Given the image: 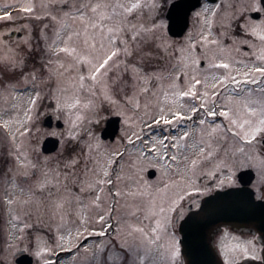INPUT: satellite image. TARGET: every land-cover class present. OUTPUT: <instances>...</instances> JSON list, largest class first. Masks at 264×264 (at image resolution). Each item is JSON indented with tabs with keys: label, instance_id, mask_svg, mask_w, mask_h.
<instances>
[{
	"label": "snow or ice",
	"instance_id": "obj_1",
	"mask_svg": "<svg viewBox=\"0 0 264 264\" xmlns=\"http://www.w3.org/2000/svg\"><path fill=\"white\" fill-rule=\"evenodd\" d=\"M55 4L74 11L54 15ZM177 6L174 0H50L45 16L34 17L52 22L42 30L43 45L34 50L23 41L31 66L23 49L0 39V99L8 105L0 131L12 164L0 172L12 189L0 204L13 213L10 246L39 226L73 264H157L164 248L177 264L169 213L194 187L192 177L230 165L264 175V0H197L192 30L179 40L164 18L165 9ZM12 19L10 11L0 16ZM12 81L31 85L22 104ZM48 98L68 123L55 158L30 147ZM105 105L123 117L122 148L106 146L93 131ZM157 165L161 179L150 184L145 170ZM179 180L181 192L160 195ZM33 218L38 225L28 222ZM258 241L264 236L222 233V264H264ZM53 254L48 246L35 252L43 264H55Z\"/></svg>",
	"mask_w": 264,
	"mask_h": 264
},
{
	"label": "flooded vegetation",
	"instance_id": "obj_2",
	"mask_svg": "<svg viewBox=\"0 0 264 264\" xmlns=\"http://www.w3.org/2000/svg\"><path fill=\"white\" fill-rule=\"evenodd\" d=\"M175 1V0H174ZM65 8V6L63 5ZM66 9V8H65ZM198 10V7L194 8L191 12L190 15L188 16V25L187 28L185 29L184 33L181 36H173V38H180L183 37L189 30H191L193 26V13ZM167 17V15H166ZM31 20V19H29ZM28 20V21H29ZM168 20V18H167ZM168 26V24H167ZM23 29V28H22ZM0 33H3V27L0 24ZM8 33L10 35H7V37H25L27 34L23 32L20 28L17 29H11ZM30 34V33H29ZM170 36H172L169 33ZM36 37V35H35ZM30 41L33 42L32 39V34L29 35ZM31 63V61H30ZM31 66V65H29ZM13 84L16 85L15 91H13V95L17 96L18 99L20 100V103H23L26 99L27 96L30 94L31 90V85L24 84L23 82H17V81H12ZM47 94V90L45 89V95ZM5 95H7L5 93ZM53 101L46 99L43 104V114L40 115L38 121L35 124L36 129H38V132L34 134L33 137V142L30 145V147H34L38 153H40L42 156H48L51 157L53 155L58 156L63 149V146L65 144V135L64 130L66 126L64 125V115H60L58 112H52L51 108L49 105H51ZM8 108V105L0 99V112H3ZM111 116H117L116 114H111L107 117V119ZM5 119L8 117L5 116ZM106 119V121H107ZM122 119H120V127L119 130L115 136L114 140L111 139H104L102 137V130L105 127V124L102 126L101 132H100V137L102 138V143L105 144L106 146H112L114 145H121V147L124 146L123 144V138H124V132L122 130L123 124H122ZM62 123V124H61ZM53 137L58 139V147L52 151V152H47L43 148L42 145H44V142L46 139L49 137ZM6 134L2 133L0 131V172H3L4 170L12 167L10 158L8 157L7 153L9 151V145L6 140ZM128 146V145H127ZM5 161H8L7 163ZM246 169V167H245ZM244 170V168H238V167H227V168H221L220 171L222 172H229L230 171V176L233 179L230 182H222L218 183V185L210 190V192L205 193L204 195H201L200 193H197V198L195 202H190L187 205L186 211H182L181 214L177 213H169L171 219H172V225L169 226V234H170V239L176 243L178 249H179V259L177 261V264H185V256L182 253V244H181V239H182V234L180 231V227L182 224V220L192 211V210H197L199 209L202 199L210 195L211 193L215 192L216 190L219 189H225V188H230L234 186H239L240 185V173L241 171ZM255 175L253 177L251 187L255 191V196L257 199H262L264 200V175H262L261 171L257 168L254 170ZM216 175H219V172H216ZM157 176V175H156ZM216 177L211 179L210 184H215L216 182ZM19 183V181H17ZM11 192V186L7 183L6 178L3 179V182H0V200L6 199L5 192ZM13 213L9 209V206L6 203L0 204V264H36V258H35V252L39 250L38 247L39 245H47L48 240L54 239L52 232H50L47 227H39L36 226L32 229H29L26 234V239L23 241H17L14 243L13 246H10L13 242V234H14V229L12 228V225L10 223L11 215ZM29 223H32L34 225H38V221L33 218V220L28 221ZM115 223V222H114ZM99 227V225H97ZM228 232L230 236H236L240 238H251V236L255 235L258 237V234H255L253 232H243V231H238L228 227V226H221L217 228L216 232L214 233L213 236V245L216 248L217 252L221 256V251L219 248V241L222 233ZM228 243H233L231 239L227 241ZM262 243L260 241L257 242V248H261ZM149 247H155L152 245H149ZM162 255L157 259V264H171V261L169 259L170 253L167 251L166 248L160 250ZM70 253L67 252H62L59 248L56 253V263L55 264H67V262L71 260L70 258ZM222 259V256H221ZM73 262V261H72Z\"/></svg>",
	"mask_w": 264,
	"mask_h": 264
},
{
	"label": "water",
	"instance_id": "obj_3",
	"mask_svg": "<svg viewBox=\"0 0 264 264\" xmlns=\"http://www.w3.org/2000/svg\"><path fill=\"white\" fill-rule=\"evenodd\" d=\"M174 2L178 6L169 9L166 18L168 27L172 30L170 34L181 36L187 28L190 12L196 8L193 6L197 4V0ZM120 119V116H111L107 119L101 132L104 139H115ZM42 146L45 151L52 152L58 147V139L50 136ZM154 172L156 175V171ZM239 177V186L219 189L205 196L199 209L192 210L182 220L180 241L185 264H222L221 256L213 245L214 233L221 226L253 232L258 234V237L264 236V200L257 199L251 187L254 175L244 168ZM260 242L264 244V241Z\"/></svg>",
	"mask_w": 264,
	"mask_h": 264
},
{
	"label": "rangeland",
	"instance_id": "obj_4",
	"mask_svg": "<svg viewBox=\"0 0 264 264\" xmlns=\"http://www.w3.org/2000/svg\"><path fill=\"white\" fill-rule=\"evenodd\" d=\"M50 0H0V16H2L4 14L5 11H10L13 15V19L11 21H2L0 20V24L3 27V33H0V39H3L5 41H7L8 45L11 47H16L18 50L19 49H23V53L26 57V59L29 60V65H31L30 61L31 58H29L27 56L28 53V45H25L23 43V41L25 39L30 40L29 35L32 34V39L33 42L30 41V45L32 49H36L38 45H43V41L40 39L41 34H42V30L47 31V29H44V25L48 24V25H52V22L50 20H48L47 18L45 19H35V16H45V13L47 11H49V8H46V5H49ZM6 6H10V7H6ZM24 8H34L35 9V13H25L24 11H22V9ZM51 10L52 13L54 15H63L64 11H74V9H72L70 6L68 8H64L63 5L61 4H55L51 6ZM169 9H165V23L166 25L168 24V20L166 18V15L168 13ZM31 19V20H29ZM29 20V21H28ZM67 23L71 24L73 28H75L77 25L73 24L71 20H68ZM193 27V26H192ZM20 28L21 30H23V32L25 34H27L25 37H7V35H5L6 33H8L11 29H17ZM23 28V29H22ZM192 30V28H191ZM189 30V31H191ZM30 33V34H29ZM52 33L49 32V35H51ZM36 35V37H35ZM173 38V36H172ZM183 37L180 38H173L176 40H179ZM63 59V58H62ZM35 60L37 62H41L40 61V55L38 54L35 57ZM69 88H71V85L69 84ZM49 100L51 101V98H49ZM22 104V103H21ZM104 108L106 109L105 111L101 112V121L99 124H94L92 125L93 127V131L95 132V134L100 137V132L102 129V126L105 124L104 122L106 121L107 117L110 115V113L115 114L116 113V109L114 107H109L108 105H105ZM60 115H62V113H60ZM64 115V122H65V130L63 131L65 135L67 130H68V123H67V118L66 115ZM122 124H123V132L125 135V125L123 123V119H122ZM100 131V132H99ZM66 139V136H65ZM101 142H102V138L100 137ZM125 146V145H124ZM127 147L131 148L130 145H128ZM111 148L115 149V148H122L121 145H112ZM52 158H55L57 156L53 155L51 156ZM231 167V165L229 166ZM154 169V171H156V175L154 177H150L148 175V170H150L149 168H146L145 170V178L148 180V182L150 184H155L158 183L161 179V169L159 168V166L157 165ZM221 170V169H220ZM216 171L215 169H212V171L215 173L213 175H196L192 177V183L194 184V187H187L186 193H185V199L183 201H178L179 203V208L177 210V214H181L182 211H186L187 209V205L190 202H195L196 200V196L197 193H200L201 195H204L207 192H210V190L214 187H216L218 185V183H222V182H230L233 179L231 178V174L230 171L229 172H222V171ZM206 172L208 171L207 169L205 170ZM216 172H219V175H216ZM216 177V183L215 184H210L211 179ZM230 177V179H229ZM165 180H167V177H164ZM175 179V178H174ZM167 182L169 184L172 183L171 180H167ZM185 187V181L184 180H179L178 181V186H173L168 192L167 194H165L164 192H162L160 195L161 196H165V198L167 196H174L175 193L177 192H181ZM173 214V213H172ZM175 214V213H174ZM171 215V214H170ZM40 248H43L44 246H48L54 249V254L50 257L55 263H56V253L58 251V247H56L55 244V240L51 239L48 240L47 245H39ZM36 258V264H43V261L40 260L39 258ZM67 264H73L72 261H68Z\"/></svg>",
	"mask_w": 264,
	"mask_h": 264
}]
</instances>
